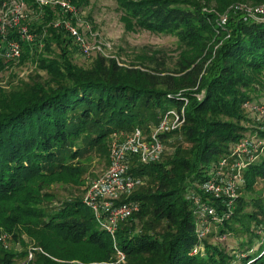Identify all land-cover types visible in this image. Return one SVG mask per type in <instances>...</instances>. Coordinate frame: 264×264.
<instances>
[{
    "label": "trees",
    "instance_id": "16d2710c",
    "mask_svg": "<svg viewBox=\"0 0 264 264\" xmlns=\"http://www.w3.org/2000/svg\"><path fill=\"white\" fill-rule=\"evenodd\" d=\"M116 3L127 31L178 39L182 50L176 70L171 74L166 68L143 70L100 54L89 69L79 67L62 45L65 39L52 22V6H42L43 22L28 25L34 41L19 39V59L36 56L44 75L0 88V234L20 241V231H39L33 237L51 257L37 253L33 264L114 262L113 240L83 197L54 206L53 196L41 193L53 184L84 185L85 160L94 151L109 156L111 136L137 127L148 132L169 104L181 109L188 99L185 125L165 136L167 145L174 135L180 134L182 141L173 144L174 150L161 161L135 163L131 169L150 183L134 191L131 199L139 201L140 210L117 232L125 264H264V242L255 232L264 227V203L251 198L264 181V153L245 172L233 214L217 225L221 237L249 234L232 252L208 241L215 233L203 243L198 240L189 198V190L200 192L199 186L233 147L256 132L254 114L246 104L264 102L254 99L264 91V20L232 11L222 25L220 15L233 4L260 6L264 0ZM73 4L80 8L89 0ZM18 37L14 32L8 40ZM53 41L60 44V56L46 58L40 45L51 53ZM11 61L0 57V72ZM203 197L219 206L214 197ZM201 244L203 252L194 254ZM25 256L27 252L6 250L0 236V264H18Z\"/></svg>",
    "mask_w": 264,
    "mask_h": 264
},
{
    "label": "built area",
    "instance_id": "2783aa9c",
    "mask_svg": "<svg viewBox=\"0 0 264 264\" xmlns=\"http://www.w3.org/2000/svg\"><path fill=\"white\" fill-rule=\"evenodd\" d=\"M38 1L40 6L57 7L67 16L65 19L54 22V26L66 32L83 55L90 56L97 53L109 58L106 52L111 49V44L100 41L97 35L94 36L96 39L94 43L87 40L82 29L83 20L71 0ZM15 5L21 11L14 25L20 27L23 21L29 19V15L24 13L26 9L24 0L15 2ZM232 11L243 12L245 16L257 21L264 20V4L251 6L247 3H237L220 15L222 25L226 24ZM4 32L5 26L0 25V34ZM20 34H23L22 38L28 42H33L35 39L26 23L21 26ZM6 53L9 59H19L22 55L21 41L18 39L9 41ZM187 104L188 99H185L181 109L171 108L163 112L159 123L151 127L148 132L137 127L131 133L115 134L110 144L107 170L88 183L85 188L84 203L92 210L99 225L110 234L113 240L116 251L114 264H125L127 261L126 254L119 248L117 242L119 227L140 210L139 201L131 198L134 191L144 182L142 177L133 175L131 169L135 163L149 165L159 162L169 152L165 136L180 131L185 125ZM246 106L254 114L256 132L243 138L233 147L229 156L219 163L213 176L199 186L200 192L189 190V198L192 200L196 216V237L202 243L216 232L218 224L233 214L235 204L241 196L240 188L245 183V172L264 153V102L247 103ZM204 195L217 199L219 206H213L208 199L204 201ZM220 206L223 213H220L221 210L218 208ZM257 231L262 236L261 243H263L264 227ZM193 252L194 254L203 252V244L196 247ZM37 253L46 254L42 248L32 246L22 264H31Z\"/></svg>",
    "mask_w": 264,
    "mask_h": 264
},
{
    "label": "rangeland",
    "instance_id": "374dc122",
    "mask_svg": "<svg viewBox=\"0 0 264 264\" xmlns=\"http://www.w3.org/2000/svg\"><path fill=\"white\" fill-rule=\"evenodd\" d=\"M17 1L19 0H0V25L5 26L4 34H0V57L5 61L10 60L7 58L6 53L9 41L17 39L8 40L9 34L16 32L19 36L18 40L20 39L27 42L25 38H22L23 34H20L21 26H24V23L29 26L34 24L40 25L44 20L45 10L42 9V6L39 5L33 7V4H39V1L31 0L30 3H28L27 0H24L26 3L24 13L29 15V19L23 21L24 23H21L20 21V27L15 26L14 22L15 20H18L21 11V9L16 8L15 2ZM71 2L73 3V0H71ZM76 8L79 11L80 18L83 20L82 29L87 40L90 43H94L96 41L94 36L97 35L100 41H105L111 44V49L106 52L109 58L116 59L124 66H132V64H135L136 66H134V68H141L143 70L146 69L145 66H149L152 69L166 68L168 74H171L174 70H176L182 47L174 35L154 34L146 30H136L134 32L127 31L125 25L121 21V13L117 8L116 0H89L88 5L81 6L80 8L76 6ZM52 10L54 11V20L52 22L65 19L67 17L57 8L55 9L52 7ZM59 31H61L63 35L62 38L65 39L64 42L61 43L67 48L70 60H72V62L79 67L89 69L98 54L93 53L90 56L83 55L78 47H76L75 43L71 40V37L68 36L66 32L62 30ZM51 46V53L45 51L43 44L40 45L39 52H42L46 58H58L61 53L60 44L53 41ZM36 60V56L30 60H22V62L20 59H12L10 66L0 72V88H13L19 85L22 81L30 80V78L37 73L44 75L42 70L38 71L37 64L35 62ZM158 64H162L161 67H157ZM254 99L255 101H264V91L255 95ZM169 105V109L176 108L174 103ZM112 139L113 136L110 138V144ZM178 141H182L180 134L174 135L170 141V145H167L169 153L174 150L173 144ZM108 166L109 156L102 154L101 152L94 151L91 153L90 158L84 162V168L86 169L83 176L85 180L84 185L76 186L53 184L49 189L44 190L41 195L45 196L46 194H50L53 196L54 206L77 197H83L84 199L87 184L101 176L107 170ZM149 181V178H143V186H148L150 183ZM251 198L257 199L260 203H264V181L259 182L256 186V193ZM37 232L39 231L33 228L20 231V241H17L11 235L1 233L0 236L6 250L20 253L23 251L28 252L32 246L42 248L36 238L33 237V235L37 234ZM255 232L259 234L257 230H255ZM214 233V235L209 237L208 241L231 252L232 248H236L240 242L249 238V234L237 233L234 234V236L225 234L224 238H222L218 231ZM259 245L260 243H257L256 241L255 248H258ZM42 249L46 253L44 255L50 256L44 248ZM37 257L38 254H36L35 258ZM25 260L26 256L25 258L20 259L18 264L24 263ZM75 263L81 264L79 262ZM114 263L115 261L108 264Z\"/></svg>",
    "mask_w": 264,
    "mask_h": 264
}]
</instances>
